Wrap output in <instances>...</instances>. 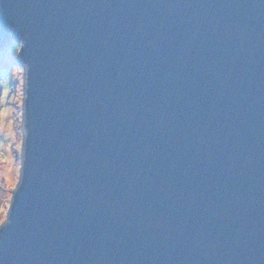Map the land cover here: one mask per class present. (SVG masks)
<instances>
[{
	"label": "water",
	"instance_id": "water-1",
	"mask_svg": "<svg viewBox=\"0 0 264 264\" xmlns=\"http://www.w3.org/2000/svg\"><path fill=\"white\" fill-rule=\"evenodd\" d=\"M13 41L0 264H264V0H0Z\"/></svg>",
	"mask_w": 264,
	"mask_h": 264
},
{
	"label": "rangeland",
	"instance_id": "rangeland-1",
	"mask_svg": "<svg viewBox=\"0 0 264 264\" xmlns=\"http://www.w3.org/2000/svg\"><path fill=\"white\" fill-rule=\"evenodd\" d=\"M19 46L20 41H13L0 51V224L6 219L20 171L24 79L16 60Z\"/></svg>",
	"mask_w": 264,
	"mask_h": 264
},
{
	"label": "trees",
	"instance_id": "trees-1",
	"mask_svg": "<svg viewBox=\"0 0 264 264\" xmlns=\"http://www.w3.org/2000/svg\"><path fill=\"white\" fill-rule=\"evenodd\" d=\"M3 72V69H0V73H2Z\"/></svg>",
	"mask_w": 264,
	"mask_h": 264
}]
</instances>
